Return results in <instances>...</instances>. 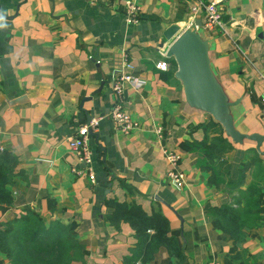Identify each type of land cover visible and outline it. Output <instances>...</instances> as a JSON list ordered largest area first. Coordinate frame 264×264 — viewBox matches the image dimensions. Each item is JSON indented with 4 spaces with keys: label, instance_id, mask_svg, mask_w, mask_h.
<instances>
[{
    "label": "crops",
    "instance_id": "1",
    "mask_svg": "<svg viewBox=\"0 0 264 264\" xmlns=\"http://www.w3.org/2000/svg\"><path fill=\"white\" fill-rule=\"evenodd\" d=\"M135 22H125L120 0H0V165L9 167L6 187L10 204L0 203V227L24 211L38 214L44 225L58 220L69 225L82 245L81 260L71 264H125L135 243L124 220L108 219L107 202L134 201L149 213L158 207L168 220L182 253L177 261L159 246L148 259L127 264H264V157L253 142L224 149L217 183L197 164L199 154L182 147L184 140L213 138L217 125L206 112L189 107L182 85L173 75L175 62L165 56L169 42L191 20L188 8L210 0H135ZM221 12L219 26L196 25L208 40V56L219 81L231 95L242 94L235 106L241 130L263 134L264 0H214ZM177 26L169 37L165 29ZM163 59L165 69L155 61ZM127 61L130 67L122 66ZM120 71L123 108L138 122L127 134L116 129L108 111L111 83ZM98 116L88 134L94 179L90 181L65 142L87 118ZM220 127V134L222 129ZM162 129L155 132V126ZM205 125V129H204ZM225 137V136H224ZM163 149L178 153L179 183L166 171ZM3 151L14 159L8 160ZM241 161H251L237 185ZM250 184L258 186L262 206L258 223L242 227L232 242L216 226L211 206L233 201ZM164 202L167 205L164 204ZM0 264H10L0 252Z\"/></svg>",
    "mask_w": 264,
    "mask_h": 264
},
{
    "label": "trees",
    "instance_id": "2",
    "mask_svg": "<svg viewBox=\"0 0 264 264\" xmlns=\"http://www.w3.org/2000/svg\"><path fill=\"white\" fill-rule=\"evenodd\" d=\"M211 126L217 125V136L200 139L184 140L183 148L196 151L199 167L209 170L208 182L217 183L218 176L225 173L222 168L224 158L222 152L231 147L226 137L220 134L216 121L209 120ZM205 129V125H204ZM8 160L14 159L10 152L3 151ZM251 161H241L238 176L227 178V184L237 185L242 181L244 171ZM9 181V167L0 165V203L10 204L12 196L6 184ZM258 186L250 184L246 192L233 196V201L218 206L209 207L208 211L214 217L216 226L226 232L232 242L242 239V227L254 226L260 217L262 206L256 201ZM113 207L108 219L126 221L133 229L135 239L129 255H125L124 263L135 259L148 260L159 246H164L168 254L177 261L182 260V253L174 236L167 233L168 220L158 207L146 213L134 201L107 202ZM82 245L77 241L68 224L51 220L44 225L37 213L24 211L13 217L0 227V252L8 258L10 264H71L81 260Z\"/></svg>",
    "mask_w": 264,
    "mask_h": 264
},
{
    "label": "water",
    "instance_id": "3",
    "mask_svg": "<svg viewBox=\"0 0 264 264\" xmlns=\"http://www.w3.org/2000/svg\"><path fill=\"white\" fill-rule=\"evenodd\" d=\"M195 24L200 25V20L194 19L177 32L164 51V55L171 56L175 62L173 75L182 85L184 101L189 107L208 113L219 123L223 136L230 142L241 144L250 140L254 149L264 157L263 134L238 127L235 106L242 94L231 95L219 81L208 56V40ZM176 29L175 24L169 25L164 37H169Z\"/></svg>",
    "mask_w": 264,
    "mask_h": 264
},
{
    "label": "built area",
    "instance_id": "4",
    "mask_svg": "<svg viewBox=\"0 0 264 264\" xmlns=\"http://www.w3.org/2000/svg\"><path fill=\"white\" fill-rule=\"evenodd\" d=\"M92 3L98 0H87ZM123 10V18L125 22H135L138 18L140 7L135 0H120ZM191 23L197 13H200L203 18V24L206 27L219 26L221 23V12L214 0L199 2L192 4L188 8ZM164 54V51L163 53ZM154 65L159 69H165L167 63L163 59L155 61ZM122 66L130 67L127 61H122ZM131 80V75L128 72H117L112 79L111 89L113 92V103L107 113L112 125L121 133L127 134L132 129L138 126L137 120L123 108L124 103V85ZM260 102L264 104V89L259 96ZM99 117H90L86 122L80 123L75 131L65 137V142L68 149L74 153L76 159L81 163L80 168H74L75 173L85 172L90 181H93V167H92V151L88 144L89 131L94 130L97 126ZM155 132L160 134L162 129L159 125L155 126ZM165 159L170 164V168L166 171L168 178L176 183L183 179V173L176 169V164L179 158L178 153L170 149H163ZM205 264H217L215 260H208Z\"/></svg>",
    "mask_w": 264,
    "mask_h": 264
},
{
    "label": "clouds",
    "instance_id": "5",
    "mask_svg": "<svg viewBox=\"0 0 264 264\" xmlns=\"http://www.w3.org/2000/svg\"><path fill=\"white\" fill-rule=\"evenodd\" d=\"M4 20V15L3 13H0V22H2ZM0 26H3L2 24H0Z\"/></svg>",
    "mask_w": 264,
    "mask_h": 264
}]
</instances>
